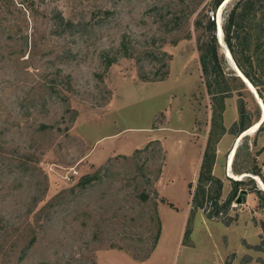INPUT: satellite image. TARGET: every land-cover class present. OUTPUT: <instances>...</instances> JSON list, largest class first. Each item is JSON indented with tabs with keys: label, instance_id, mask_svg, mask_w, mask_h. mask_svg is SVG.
<instances>
[{
	"label": "rangeland",
	"instance_id": "374dc122",
	"mask_svg": "<svg viewBox=\"0 0 264 264\" xmlns=\"http://www.w3.org/2000/svg\"><path fill=\"white\" fill-rule=\"evenodd\" d=\"M237 2L229 57L260 102L217 43L220 119L199 63L213 0H0V264H181L252 227L264 264V123L229 167L240 107L246 126L264 113V0H230L222 28ZM208 143L224 220L192 210Z\"/></svg>",
	"mask_w": 264,
	"mask_h": 264
},
{
	"label": "trees",
	"instance_id": "16d2710c",
	"mask_svg": "<svg viewBox=\"0 0 264 264\" xmlns=\"http://www.w3.org/2000/svg\"><path fill=\"white\" fill-rule=\"evenodd\" d=\"M223 0H213V5L216 10V8L221 4ZM251 9H253L252 2H250ZM240 7V4L237 2L233 8L230 10L226 23L223 26V32L225 34V43L227 47L230 50V53L235 57L236 51H235V45H242L240 43V38L238 39L236 33L238 34L239 31L243 28V19H244V13L240 12L238 9ZM215 10H212V13L215 12ZM250 14V13H249ZM206 29L215 32V22L214 20H206ZM196 27H200V22H196ZM235 44V45H234ZM199 63L201 66L202 73L207 77V91L211 96H213L214 105L216 107L218 112L220 113L217 115L218 118H220L221 111L223 109L222 102L225 97L229 95V87L225 82L224 74L220 66V59L218 56L217 51V42L215 38V34H213L210 38V40L205 45L199 46ZM235 62L237 67L241 70V72L244 74V76L249 80V82L256 88L257 84L255 83L254 78L250 76L248 71L244 68V64L240 62L238 58H235ZM240 107V129H243V112ZM236 125L234 124V127ZM238 133V132H237ZM209 141H212L211 138ZM211 144L209 146V143L207 145V148L203 154V160L200 165V170L197 177V185L195 187V190L192 194V210L193 212H196L199 209L207 210V218L208 219H216L220 216L219 220L222 219L221 216L222 211L226 210L231 202L234 200V197L228 198L221 206H219V199L221 197V190H222V183L220 180L212 176V166L214 163V150L211 153ZM90 179H86V182L88 183ZM234 186L238 188V186L241 184L238 181L233 182ZM189 189L192 188V185H188ZM213 207L211 208L212 211L208 210L207 206L209 205ZM170 205V204H169ZM172 207V205H170ZM228 224V223H224Z\"/></svg>",
	"mask_w": 264,
	"mask_h": 264
},
{
	"label": "crops",
	"instance_id": "0c3cea01",
	"mask_svg": "<svg viewBox=\"0 0 264 264\" xmlns=\"http://www.w3.org/2000/svg\"><path fill=\"white\" fill-rule=\"evenodd\" d=\"M187 210L183 218L186 219ZM215 221L214 219H210ZM161 222V221H160ZM231 224H225L224 226V235L225 233H231V230L234 229ZM161 227H163V223L161 222ZM250 238L252 240H248L244 234L239 235V238H235V241L232 245H228L227 241L225 242V247L222 248L219 245V241L213 243L211 256L202 255L201 257H196L192 254V247L189 246L188 249L185 251V257L181 264H251L252 258L254 257V247L258 245V241L260 240V227L251 228L249 229ZM223 235V236H224ZM234 235V234H233ZM256 236V237H255ZM254 239V240H253ZM160 241L158 240L155 248L159 247ZM163 243V241H162ZM179 241H177V244ZM250 249V250H249ZM248 256V258H247ZM208 260V261H207ZM248 260V261H247ZM205 261V262H201ZM139 264H145V261H138ZM174 264V263H173Z\"/></svg>",
	"mask_w": 264,
	"mask_h": 264
},
{
	"label": "bare ground",
	"instance_id": "6f19581e",
	"mask_svg": "<svg viewBox=\"0 0 264 264\" xmlns=\"http://www.w3.org/2000/svg\"><path fill=\"white\" fill-rule=\"evenodd\" d=\"M229 2V0H226V3H228ZM226 5V4H225ZM225 5H222L221 6V8H219L218 9V11H219V16H218V13H217V18H216V21H217V24H218V32H219V37H222V32H221V11H222V9H223V7L225 6ZM217 11V12H218ZM220 39V38H219ZM220 44L222 45V48H223V42L221 41V39H220ZM225 50V49H224ZM225 58L227 59V60H229L230 61V67H232L233 69H234V65H233V63H232V61L230 60V57H229V54L227 53V51H226V55H225ZM236 74V73H235ZM245 80V79H244ZM248 88L250 89L249 91L252 93V94H254V96H255V99L257 100V103H259L260 102V97L259 96H257L256 94H255V89L250 85V84H248ZM260 105V104H259ZM260 107H261V109L263 108V106H261L260 105ZM264 122V113L262 114V116H261V119L258 121V122H256V123H254L248 130H246V131H244L242 134H241V136L239 137V139H238V141H237V143L235 144V148H233L232 150H231V154H230V157H229V167H230V162H231V158L235 155V150H236V148L238 147V144H239V142H240V140L243 138V137H245V136H249V135H252V134H254V133H256V131H258V129H259V127L261 126V124ZM230 171V170H229ZM230 174L233 176V177H235V178H237L236 176H234L232 173H231V171H230ZM239 177H246V175H242V176H239ZM239 179V178H238ZM259 185H260V183H259Z\"/></svg>",
	"mask_w": 264,
	"mask_h": 264
},
{
	"label": "water",
	"instance_id": "95a60500",
	"mask_svg": "<svg viewBox=\"0 0 264 264\" xmlns=\"http://www.w3.org/2000/svg\"><path fill=\"white\" fill-rule=\"evenodd\" d=\"M230 1V0H229ZM226 4V0H223L222 2H221V4L217 7V11H218V9L222 6V5H225ZM216 18H217V14H215V37H216V41H217V43H218V45L222 48V45L220 44V39H221V41L223 42V48L225 49V54L224 55H226V51H227V53L229 54V56L231 57V55H230V50H229V48L227 47V45H226V43L224 42V40H223V36H224V32H223V28H222V26H221V32H222V37H219V32H218V24H217V21H216ZM220 38V39H219ZM233 65H234V71H235V73H236V76L239 78V79H241V81L246 85V87L248 88V84H250L254 89H255V87L249 82V80L244 76V74L241 72V70L237 67V65H235L234 63H233ZM245 79V80H244ZM249 89V88H248ZM250 90V89H249ZM255 94L258 96V94H257V91L255 90ZM241 135H239L238 137H237V139L235 140V143H234V145L237 143V141H238V139H239V137H240ZM234 145H233V148H235L234 147ZM236 151V150H235ZM248 177H250V176H248ZM253 179H255L256 177H252ZM233 181H240L239 179H235V178H231ZM264 191V190H263ZM240 195H242L241 197H239V199H237L236 201H235V203L236 204H242L245 200H246V191H241L240 192Z\"/></svg>",
	"mask_w": 264,
	"mask_h": 264
},
{
	"label": "flooded vegetation",
	"instance_id": "af4514ba",
	"mask_svg": "<svg viewBox=\"0 0 264 264\" xmlns=\"http://www.w3.org/2000/svg\"><path fill=\"white\" fill-rule=\"evenodd\" d=\"M228 97V96H227ZM227 97H225L224 99H223V102H222V106L224 105V100L227 98ZM259 105V104H258ZM223 111H224V108L222 109V111H221V115H222V113H223ZM221 115H220V119H222V117H221ZM260 120V118H258V120L256 121V122H258ZM239 121H240V115L238 114V118H237V120L235 121V122H233L232 123V125L234 126V124L236 125V127H238V133H236V135H235V140L237 139V137L239 136V135H241L244 131H246V130H248L254 123H256V122H254L252 125H249V126H246V125H243L244 127H243V129H241L240 131H239V129H240V125H239ZM243 122H244V119H243ZM264 123V122H263ZM262 123V124H263ZM262 124H261V126H262ZM232 126V127H233ZM260 126V127H261ZM260 127H259V129H260ZM258 129V130H259ZM235 140H234V142H233V145H234V143H235ZM233 145H232V147L231 148H233ZM238 149V148H237ZM237 149H236V151H237ZM231 150V149H230ZM230 150H229V152H230ZM229 152H228V154H229ZM235 156H236V152H235V155H234V158H235ZM227 158H228V155H227ZM233 161H234V159H233ZM226 164H227V162H226ZM232 164H233V162H232ZM226 167H227V165H226ZM231 170H232V167H231ZM232 182H234V181H232ZM239 182V181H238ZM237 199H239V197H237L236 198V200ZM235 200V201H236Z\"/></svg>",
	"mask_w": 264,
	"mask_h": 264
},
{
	"label": "built area",
	"instance_id": "2783aa9c",
	"mask_svg": "<svg viewBox=\"0 0 264 264\" xmlns=\"http://www.w3.org/2000/svg\"><path fill=\"white\" fill-rule=\"evenodd\" d=\"M211 20H215V13H212V18Z\"/></svg>",
	"mask_w": 264,
	"mask_h": 264
}]
</instances>
